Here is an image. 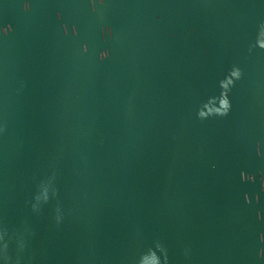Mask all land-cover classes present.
<instances>
[{
	"label": "water",
	"instance_id": "obj_1",
	"mask_svg": "<svg viewBox=\"0 0 264 264\" xmlns=\"http://www.w3.org/2000/svg\"><path fill=\"white\" fill-rule=\"evenodd\" d=\"M91 4L0 0V264H264V0Z\"/></svg>",
	"mask_w": 264,
	"mask_h": 264
},
{
	"label": "clouds",
	"instance_id": "obj_2",
	"mask_svg": "<svg viewBox=\"0 0 264 264\" xmlns=\"http://www.w3.org/2000/svg\"><path fill=\"white\" fill-rule=\"evenodd\" d=\"M97 3H99V5L101 7L104 6V0H92V10L93 11H96V5ZM29 5L26 3L24 5V11L27 12L29 11ZM59 15L57 16V19H59ZM4 35L6 36L10 31H11V28H6V29H3L2 30ZM102 32V35H106L108 37H111L112 35V32H111V29H102L101 30ZM77 34L76 32V28L75 26H73L72 28V35L75 36ZM64 35L67 36L68 35V29L67 27L65 26L64 27ZM260 49L264 50V46H262ZM84 52H87V47L84 48ZM109 58V52L108 51H104V52H101L100 55H99V59L101 61H104L106 59ZM228 81H230V84L231 86L227 89V91L225 92L222 87H221V95L219 97V107L215 108L214 110H210L207 114H205L204 112L202 111H199L198 112V118L200 120H207L211 117H226L228 114H229V111H230V108H231V104H230V101H229V93H230V90L231 88L234 86V83L235 81H238L240 78H241V71L238 69V68H233L229 73L228 75L225 77ZM221 98H223V103L222 105L220 104V101H221ZM222 108V110H221ZM257 155H260V151H259V146H257ZM245 174H242L241 175V179L245 182H254V180H246V179H243L242 177H244ZM249 177H254L252 175H247ZM260 180H261V185H262V191H264V174H261L260 176ZM245 199V202L246 203H250V200H249V197L247 195H245L244 197ZM257 202H259V197H257ZM258 219H264V217H261L260 214L258 213ZM260 241L262 243H264V234H262L260 236ZM260 256L262 258H264V250H261L260 252Z\"/></svg>",
	"mask_w": 264,
	"mask_h": 264
}]
</instances>
